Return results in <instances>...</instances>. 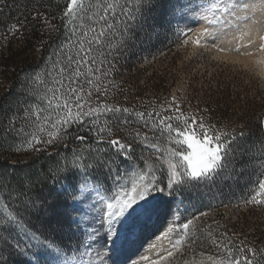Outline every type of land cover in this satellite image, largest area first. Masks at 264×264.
<instances>
[{
  "label": "snow or ice",
  "instance_id": "6c2138e0",
  "mask_svg": "<svg viewBox=\"0 0 264 264\" xmlns=\"http://www.w3.org/2000/svg\"><path fill=\"white\" fill-rule=\"evenodd\" d=\"M6 2L0 0V5ZM56 7L65 40L53 53L55 60L45 58L51 67L29 81L33 87L27 94L33 102L24 107L22 117L17 115L18 103L10 116L3 117L8 120L5 131L19 135L16 123L22 118L32 129L22 142L25 151L40 153L69 140L82 147L70 155L57 153L55 165L40 174L30 172L4 183L7 173H0V264H10L9 257L15 264H86L83 258L96 243L107 249L111 260L170 211L174 195L221 180L251 177L243 203L264 206V142L258 139L245 146L248 132L186 114L175 99L174 107L161 111H137L108 102V93L116 87L108 79L115 70L109 57L130 46L137 33L171 29L175 23L177 39L199 46L215 37L229 17L247 20L264 14V0H62ZM35 19L49 26L39 13ZM193 24H200V30L194 32ZM23 27L21 22L9 32L15 36ZM259 39V51H264V35ZM8 107L11 111L12 104ZM133 124L140 127L131 128ZM259 128L264 129V121ZM71 129L85 134L73 136ZM257 144L260 148L254 151ZM137 146L143 166L130 165V171L121 172L117 161L133 160ZM39 211L51 223L34 230L25 215ZM97 217L102 237L93 228ZM192 224L188 220L179 226L183 231L174 243L169 241L171 250L162 259L180 252L187 238L192 237L189 248L196 243L189 231ZM65 227V234H80L75 244L53 234ZM214 231L207 233L213 253L201 252L199 264H264V247L235 244L226 233L217 238Z\"/></svg>",
  "mask_w": 264,
  "mask_h": 264
},
{
  "label": "rangeland",
  "instance_id": "374dc122",
  "mask_svg": "<svg viewBox=\"0 0 264 264\" xmlns=\"http://www.w3.org/2000/svg\"><path fill=\"white\" fill-rule=\"evenodd\" d=\"M191 27L196 32L201 25L193 24ZM190 35L196 39L195 35ZM183 39H177L173 23L171 29L164 26L148 33L139 32L130 46L115 51L109 57L115 70L108 79L116 87L108 93V102L137 111H161L162 108L174 107L172 102L175 99V104L186 114L203 116L219 126L248 132L245 146L258 139L264 142V129L259 128L260 121H264V65L257 63L261 61L259 55H262L259 54V46L244 43V49L240 44L243 50L236 42L238 47L233 45L232 50H226L216 36L202 41L199 46L191 42L184 44ZM54 52L45 58L55 60ZM250 55L260 58L249 59ZM50 67L44 59L37 72L25 77L23 82L33 86L29 83L31 78ZM3 92L6 89L1 94ZM140 131L143 133L145 130L140 128ZM259 148L257 144L254 151ZM136 151L141 155L139 146ZM117 164L121 172L130 171L129 166L134 165L129 161H118ZM233 183L232 180H222L221 187L217 189L211 184H204L170 198V211L161 214L157 226L163 242L155 247L152 254L144 256L148 259L142 258L149 264L153 261L157 264H185V260L190 264H199L201 252L205 256L213 253L207 237V233L213 230L217 238L226 233L235 244L244 241L250 246L264 247V206L243 203L251 187V177L237 179V185L232 189ZM188 220L193 221L189 231L196 243L189 248L192 237L187 238L180 252L162 259L171 250L169 241L175 242L177 233L183 231L179 226ZM100 223L99 217L93 222L97 237L103 236ZM66 232L65 227L63 232L53 234L64 243L75 244L81 238L80 234L71 236ZM106 250L99 243L93 244L83 259L86 264L89 260L91 264L105 261L109 256Z\"/></svg>",
  "mask_w": 264,
  "mask_h": 264
},
{
  "label": "trees",
  "instance_id": "16d2710c",
  "mask_svg": "<svg viewBox=\"0 0 264 264\" xmlns=\"http://www.w3.org/2000/svg\"><path fill=\"white\" fill-rule=\"evenodd\" d=\"M57 3H62V0H7L5 5H0L2 9L0 11V113L3 114L0 116V173H7L4 183H7L9 178L14 182L17 177L30 172L37 174L46 172L60 158L57 153L61 156L70 155L72 149L82 147L78 141L69 140L65 142L67 148L65 144H58L46 146V150L40 153L25 151L22 142L26 138L25 134L32 129L25 125L22 118L16 123V128L21 129L19 135L5 131L8 120L3 117L10 116L11 112L16 110L17 103L20 108L17 115L22 117L24 107L33 102L26 90L27 87L33 86L25 85L24 78L35 74L45 57L54 52L65 40L64 30L58 18ZM37 13L48 19L49 26H45L42 19H35ZM21 22L24 24L21 31L15 36L11 35L10 27ZM23 84L25 89H22ZM5 89L6 92L1 94ZM10 103L11 111L8 107ZM130 127L140 126L133 124ZM71 131L73 136L85 134L76 129ZM117 135L122 136L123 133ZM113 138L116 136L114 135ZM17 146L21 147V151H15ZM101 147L107 148V145L102 144ZM139 156L140 153L135 151L133 160L129 162L140 166L142 162L138 159ZM221 184L222 180L211 183V186L217 189ZM236 185L234 181L232 189ZM25 220L34 230L46 229L51 223V218L43 211L27 213ZM9 259L10 264H15L14 257Z\"/></svg>",
  "mask_w": 264,
  "mask_h": 264
},
{
  "label": "bare ground",
  "instance_id": "6f19581e",
  "mask_svg": "<svg viewBox=\"0 0 264 264\" xmlns=\"http://www.w3.org/2000/svg\"><path fill=\"white\" fill-rule=\"evenodd\" d=\"M257 2H259V0H257ZM261 35H264V14L258 12L255 16L251 17V19L247 20L237 19L236 17H229L228 22L218 28L215 36L219 39V44H221V46L227 50V48H231L233 45H235L236 42L239 45L241 44L242 46L244 43H246L247 45L253 44V46L256 44L260 47L261 40L259 39V37ZM241 45L239 47L240 49L242 48ZM243 48L246 49L244 46ZM229 51L230 49H228V52ZM259 54L258 55L261 56V60H264V51H260ZM259 56H257V58L255 55H250V58L249 56L246 57H248L249 59H252V57L258 59ZM261 64L264 65V63ZM159 223L160 217L158 220H153L147 226V228L142 231L139 238H134V242L126 246L125 250L122 253L112 255L111 260H108L106 257V260H103L104 264H112V260L116 261L117 264H149V261H145L142 257L152 254L155 247L159 246L163 242L161 241L162 234L160 232V229L157 228ZM102 232L104 234V229H102ZM109 247H111L110 244ZM107 254H109L108 251ZM96 263L100 264V262Z\"/></svg>",
  "mask_w": 264,
  "mask_h": 264
}]
</instances>
